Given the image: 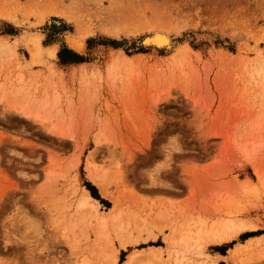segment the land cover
Instances as JSON below:
<instances>
[{
	"label": "rangeland",
	"instance_id": "374dc122",
	"mask_svg": "<svg viewBox=\"0 0 264 264\" xmlns=\"http://www.w3.org/2000/svg\"><path fill=\"white\" fill-rule=\"evenodd\" d=\"M262 246L264 0H0V264H264Z\"/></svg>",
	"mask_w": 264,
	"mask_h": 264
},
{
	"label": "bare ground",
	"instance_id": "6f19581e",
	"mask_svg": "<svg viewBox=\"0 0 264 264\" xmlns=\"http://www.w3.org/2000/svg\"><path fill=\"white\" fill-rule=\"evenodd\" d=\"M168 36L166 34H164V33L157 32V33L151 35L150 37H148L144 42H146L148 44H151V45H153L156 48L170 47L171 41L168 38ZM70 46L73 47L75 50H80L81 49V44L78 41H71ZM164 50H166V49H164ZM53 55H54V52H53ZM49 102L50 101L47 98L42 99V102H41L42 107H45ZM38 106H40V102H39ZM39 108H41V107H39ZM20 110H22V112L25 113V115L27 117H29L30 119H32L34 122H38L43 127V129L46 130L48 133H50L52 135H55V136H57L59 138H63V139H67V138H71L72 137L70 131L68 129H66L64 126H62V124H60V123H52L51 120H50L51 117H50L49 114H41L38 111H36V112H25L24 109H20ZM64 145H66V142H65ZM67 145H69V144H67ZM68 147L66 146L65 148H68ZM91 176H92L93 179H98L97 176L94 173H92ZM102 190L103 191L106 190L105 186L102 187ZM89 200H94V199L88 194L82 196L81 200L78 203V208H79L80 212L85 211L84 208L86 206H88ZM90 205H93V204H90ZM118 216H119V213L113 215L112 218L115 217L114 219H117ZM196 234H198V233H196ZM181 240L183 241L184 239H181ZM257 240H260V239L249 240L245 244V246L248 247V246L256 245V243H258ZM156 250H158V249H156ZM156 250H151V252L156 253ZM252 255L257 256L259 259L264 257V246L259 248L256 252L254 251V253ZM143 257H147V256L144 255V253H140V252L131 253L127 257V259L125 260L124 264H134L137 260H140ZM184 257L185 256H184V252L183 251H182V254L180 256H178V253H177V255L175 256V263L181 262V260ZM157 258L159 259V257H156V256L154 258H151L147 262V264H159ZM244 261H245V259L243 260V262L240 261L237 264H244Z\"/></svg>",
	"mask_w": 264,
	"mask_h": 264
}]
</instances>
